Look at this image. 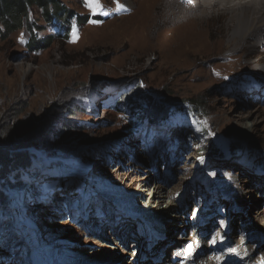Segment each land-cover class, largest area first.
I'll return each instance as SVG.
<instances>
[{"label":"rangeland","instance_id":"rangeland-1","mask_svg":"<svg viewBox=\"0 0 264 264\" xmlns=\"http://www.w3.org/2000/svg\"><path fill=\"white\" fill-rule=\"evenodd\" d=\"M63 1L82 17L73 24L70 38L57 36L55 29L42 18L39 23L45 27L39 31L40 37H54L40 50L27 46L30 34L26 28L7 36L0 34V125L16 131L29 125L52 128L51 141L59 148L60 145H73L80 167L93 172L86 177H77L72 183L62 182L67 189L71 188V193L67 189L61 192L58 185L50 199L45 190L52 187V182L44 183L37 177L43 166V174H51L45 164L47 161L49 165L51 154L44 146L36 149L37 143L34 144L36 147L28 148V152L36 155L30 169L10 174L14 182L11 189L4 187L0 180L1 188L8 193L7 201L0 205L3 210L0 209V264H37L31 258L33 251L29 249L26 237H23L27 224L36 225L33 227L45 234L48 241L59 240V249L53 253L48 251L49 256L40 249L47 264H69L71 258H67V253L74 257L89 251L88 256H95L94 252L102 255L106 246L109 253L122 255L125 263L138 264L151 248V237L154 239L157 231L162 229V214L168 213L167 217L175 219L179 213L170 208V203L178 204L181 196H193V189L200 180L212 189H220L218 197L226 198L228 192L225 189L240 191L248 197L255 211V228L250 231L243 225L247 223L245 218L238 220L234 243L227 244L233 230L231 210L226 204H219L216 211L223 214L218 219L221 228L207 234L198 232L195 216L202 205L203 208L207 206L200 196L199 203L190 202L181 213L183 219L175 223L180 229L174 238L167 240L168 247L178 250L173 255L175 263L232 264L234 260H240V264H256L259 260L264 264V189L252 188L255 186L253 177L243 173L242 169L245 166L264 179V67L249 65V57L244 61L243 53L238 62L229 57L231 47L228 44L233 34L228 25L229 16L218 18L210 26L212 38L206 52L187 57L190 60L188 66L173 64L167 69L166 64V67L159 64L162 60L159 49H140L130 44L134 26V14L130 9L137 11L141 2ZM97 4L99 7H95ZM95 14H102L103 19H98ZM39 16V11H34L33 19L37 20ZM258 39L250 42L255 45ZM261 46L260 53L252 56L254 60L263 54L264 47ZM232 54L234 56L235 51ZM141 57L143 60L139 61ZM134 81H141L156 100L175 98L189 104L194 116L184 115L183 118L178 114L182 121L179 125L177 115L171 114L164 125L154 122L152 131L151 125L137 131L127 113L107 108L113 97ZM108 93L112 94V99L103 97ZM64 104L80 110L75 115L64 114L61 112ZM73 122L77 123L76 127L65 130ZM247 123L252 129L244 139L240 133L246 130ZM169 124L174 131H168ZM234 144H239L237 151L232 147ZM214 145L218 152L214 151ZM234 152L237 155L234 160L221 163V159L234 157ZM61 154L62 151L57 153ZM257 157L262 160V165L252 163ZM234 177L239 178L238 183L230 180ZM157 186H161L162 198L153 199ZM248 189L253 193L249 194ZM89 191L95 193L94 201L90 198L92 195H87ZM139 192L143 195L137 198ZM15 193L20 196V203L11 199ZM252 196L256 198L252 199ZM90 202L91 208L87 209ZM8 206L15 208L10 217H6ZM35 207L40 208L39 215H42V221L38 223L34 220ZM138 216L143 222L131 224ZM189 221L191 226L183 232V226ZM120 222L128 229L133 227L137 234H132L139 239L131 237L123 243L111 229L103 237L88 230L95 227L97 231V226L107 228L108 223L117 225ZM51 225L54 227L45 229ZM251 234L257 239H250ZM249 244L253 246L252 254L250 250L246 251ZM18 252L23 253L20 258ZM103 258L97 257V260ZM227 258L231 261L226 262ZM244 258L245 263H242ZM109 260L113 261L112 258Z\"/></svg>","mask_w":264,"mask_h":264},{"label":"bare ground","instance_id":"bare-ground-1","mask_svg":"<svg viewBox=\"0 0 264 264\" xmlns=\"http://www.w3.org/2000/svg\"><path fill=\"white\" fill-rule=\"evenodd\" d=\"M137 1H139V4L141 2V5L138 6L137 11H135L136 8L130 9L132 11L130 13L134 14L133 22H132V24L134 26L132 28L133 32H132V36H131L132 38H130V42H131L130 44H132V45L134 44L135 46H138V48H140V49H144V48H148V47L154 48V49H159L160 55L162 57V60L159 64L162 66L164 64H166L167 69H170L173 64H178L181 66H188V64L190 63V60L187 59V57H189L192 54L206 52L207 48L209 46L207 43L212 38L210 35V31H209L210 26H212V23L214 21H216L218 18L220 19V17H223L225 15L229 16V20H228L229 24L228 25L230 26V29L231 28L233 29V34H232V36H230L231 38H230V41L228 44V46L231 47L229 49L230 50L229 51V53H230L229 57H231L233 59H237V62H238V61L242 60L240 58L242 57L241 53H243L244 57H242V58L244 59V61H247L246 58L249 57V60H250L249 65H258V66L264 67V51H263V54L259 57V59L254 60L252 58V56L255 55L256 53L257 54L260 53L261 43L263 45L261 47H264V0H137ZM127 3L130 4V1H128ZM262 33H263V35H262ZM260 35H262V36H260ZM256 38L257 39L262 38L263 41L262 40L260 41V39H258L259 41L257 40V43L255 45H253L250 41H252L253 39H256ZM239 44H241V45L238 48L237 46ZM232 48H235V49H232ZM236 48H238V49H236ZM234 51H235V55L232 56L233 55L232 53H234ZM182 58H184V59H182ZM142 60H143V58L141 57L139 59V61H142ZM232 61H230V62H232ZM235 64H238V63H235ZM240 64H241V62H240ZM172 128H174V127L171 124H169L168 131L169 132L174 131ZM245 128H246V130L243 131L242 133H240V137H242L244 139L248 138V134L250 133V130L252 129L251 125H249V123L246 124ZM233 156L234 157L231 156L228 160L224 158V159H221L220 161H221V163L222 162L226 163L227 161H230L231 159L234 160V158L237 156L236 153H233ZM258 157L256 158L257 160L252 161V163L254 165H262V160ZM237 166H239V165H237ZM242 169L244 171L243 173H245L246 175L248 174V175L253 177V181H255V186H253V187L251 186L252 188L257 189V190L258 189L259 190L264 189V179H263V177H261V174L260 175L254 174L251 171H249V169L245 166H243ZM82 170L86 171V172H83L82 175H76L77 177H86L93 172V171H90L91 173L87 172L88 170L86 168L82 169ZM48 171H50V169ZM227 174H229V173L227 172ZM30 175H31V173H30ZM220 176H222V175H220ZM228 178H230V177H228ZM37 179L51 181V174H48V173L43 174V171H41L39 173ZM238 179L239 178L234 177V178H231L230 180H237L236 182L238 183L239 182ZM243 181H246V180H243ZM56 186H58V185H55L54 183H52V187L50 188V186H49L50 189L48 191H45L46 192L45 194L49 195L50 199H52L54 197L53 193H54V191L56 192V190H55ZM59 187H60L61 192L63 189H67V186L65 184L59 185ZM79 188H80V186H79ZM90 189L92 190V188H90ZM238 189H239V187H238ZM193 190H195V193L193 196H189V193H186L185 195L189 196L188 198H185V196H181V198L178 199V200H180V202H178V204L174 205L173 203H170L173 205V206L171 205L170 208H174L175 211H178L179 213L177 215H175V219L167 217L168 213L162 214V215H164V216H162V218H164V220H162V223H163L162 229L157 231L158 235H155L154 239L151 237V239H150V242L152 243L151 248L148 250L147 255L139 260L138 264H176L175 261L173 260V255L177 254L178 250L177 249H171L170 247H168L169 243L167 240L174 238L177 230L180 229L179 226L177 227L175 223H177V221H180L183 219V215H181V213L186 209L188 204L192 201L195 203H199V199L201 197H202V200L207 203V206L205 208H203L202 207L203 205H202L201 208H199L200 211L197 213V215L195 214L196 215L195 219L197 220L195 222V227H197L198 232L199 231L201 233L206 232V234H207L208 232L216 231L218 228H221V225L218 224V219L223 214L222 213L220 214V213H218V211H216V208L219 206V204L220 205L226 204L227 206H229V210H231L230 221L233 223V230H231V237L229 238V240H227V242H226L227 244L232 243V241L234 243V237L237 235L236 231L238 229V227L235 223L238 220H243L245 218L247 223L243 224L244 227L249 229V230L251 228H255L254 219H253L255 211L253 210V205L252 204L250 205V203H249L250 199H248V197H246L242 192H240V191L237 192L234 190L225 189V191L228 192L226 198L225 197H218L217 194L220 192L219 191L220 189H215V188L212 189V188L206 186L202 180L199 181V185L197 186V188L193 189ZM248 190H249L248 191L249 194L253 193L252 189H248ZM71 191H72L71 188L67 189V192L71 193ZM201 192H204V194H202ZM89 193H90V191H89ZM160 193L162 194L161 186L155 187L153 199L154 198L156 199V197L162 198V196H160ZM94 194H92V196L90 197L92 201H94ZM42 195H43V197L41 196L42 197L41 201L43 202L44 201V194H42ZM142 195H143V193L139 192L137 194V198L142 197ZM214 196L216 197V199H214ZM4 198H5V195H4ZM17 198H18V200L20 199V196L18 197L17 194L13 195V197H12V199H17ZM209 198H211V199L213 198L212 201H209ZM255 198L256 197L252 196V199H255ZM113 199L115 200V196H113ZM133 202H135V201H133ZM121 204H123V202H121ZM150 204L152 206L151 202H150ZM97 205H99V203ZM36 207H35V211H37V213H36L37 215H36V218H34V220H35V222L37 221V223H38L39 221H42L41 220L42 218H40V217H42V215H39V213L41 212V211H39L40 208L38 207L36 209ZM30 208L34 209V207H32V206H30ZM89 208H91V202H90V205L88 206L87 209H89ZM107 208H109V207H107ZM232 208H236V210H234ZM122 209H125V207H123ZM169 209L167 211H169ZM5 210H6V217H10L13 215V211L15 210V208L11 209V208L7 207ZM173 214H175V213H173ZM25 215H27V213ZM191 217H192V214H191ZM142 219L143 218L138 216L136 218V220L131 221V224L143 222ZM191 219L189 216L190 221H191ZM29 220H31V219H29ZM170 220L172 221V223H170L171 222ZM223 220H225V217L223 218ZM0 221H1V217H0ZM190 221L186 222L185 225L183 226V229H182L183 232L187 231V229L191 226ZM31 223H33L32 220H31ZM105 225H106V223H105ZM258 225H259V223H258ZM34 226H36V225H34ZM164 226H165V229H164ZM52 227H54V226L51 225V226L45 227V229H48V228L50 229ZM87 227H88V224H87ZM106 227L107 228H103V227L100 228L97 226L96 227L98 229L97 231H96L95 227H93V228L90 227V228H88V230L91 233L101 234V237H103L106 235L105 232L110 231L109 229H111L114 232L113 233L111 231L112 234H114L116 238L121 240V242L127 241V239L130 240L131 237L135 238V240L139 239L137 236L132 234V233L137 234L136 230L133 227L131 229L129 228L130 229L129 230L127 226L123 225V222H120L117 225L108 223L106 225ZM222 230H223V228H222ZM30 231H32V233L33 232L37 233L36 238H33L30 235H28L30 237V240L32 241V243H34L36 246H41L42 249L46 253L48 251L50 253H53L55 251V249H59V247H60V245H58V243H60V242H58L59 240L54 239L51 242L48 241L45 237V234H42L40 231H37V228L35 229L34 227L29 229V234H31ZM43 235H44V238H43ZM149 236H151V235H149ZM255 236H256L255 234L254 235L251 234V236L249 238L252 240H255V239H257V238H255ZM141 237H142V234H141ZM89 241H91V240H89ZM171 241H173V240H170V242ZM235 242H238V241L235 240ZM95 243H98V242L95 241ZM46 245H48L47 248H46ZM262 246H263V244L261 245V247ZM252 247L253 246L249 244L248 248L246 249L247 252L250 250V254L254 253ZM81 249L83 250V248H81ZM72 250H74V249H72ZM145 250L147 251V249H145ZM60 251H59V253H60ZM102 251H106V252H102V255H99L97 253L95 254V252H94L93 255H95V256H88V253L90 251L87 253H85V252L84 253H78V254H76L77 257L69 255L68 253L66 255L69 256V257L67 256V258H69V259L71 258L69 261V264H108V263L109 264H112V263L115 264L116 261L118 262L117 264H128V263H125L123 261L124 258L122 259V257H121L122 255H120L118 257V255H115L113 253H109L110 251L108 249V246H106V249L102 250ZM123 252L126 253L125 250H123ZM18 254H20V255H18ZM18 254H17V256L19 258L23 255V253H20V252H18ZM71 254H73V253H71ZM106 254H108L107 257L104 256ZM66 255H64V256H66ZM48 256H49V254H48ZM96 256L97 257H105V258H103L102 260H97ZM61 258L65 259L64 257H61ZM110 258H112V260H113L112 262L109 260ZM56 260H57V258H56ZM244 260H245V258L243 259L242 263H245ZM228 261L230 262L231 260L229 258H227L226 262H228ZM240 263H241L240 260H239V262L236 260H234L232 262V264H240ZM257 263L260 264V261L259 260L256 261V264Z\"/></svg>","mask_w":264,"mask_h":264},{"label":"trees","instance_id":"trees-1","mask_svg":"<svg viewBox=\"0 0 264 264\" xmlns=\"http://www.w3.org/2000/svg\"><path fill=\"white\" fill-rule=\"evenodd\" d=\"M34 11L40 13L37 20L33 19ZM94 16L103 19L102 14H95ZM40 18L55 29L54 33L57 36L65 38L71 37L73 24L78 22V19H82L63 0H0V34L7 36L14 31L26 28L30 34L27 42L30 49L40 50L47 47L54 37L53 35L45 38L40 37L39 31L45 27L39 23ZM107 108L119 113H127L131 123L136 125L137 131L144 129L146 125L147 127L151 125L152 127L149 129L152 131L154 122H160L161 125H164L165 121L169 120L168 115L171 114H179L183 118L184 115H187L188 118L194 116L193 109L187 107L183 101H178L175 98L156 100L152 93L147 92L141 81L127 84L124 91L115 96L113 104ZM78 110H80L79 107L72 108L64 104L61 112L75 115ZM53 120L56 121L55 118ZM76 125L77 123L73 122V124L67 125L65 130L75 128ZM29 126L21 131H18L19 127L17 132L12 127L0 125V179L5 187H13L11 183L14 182H12L13 178H10V174H15L14 172L19 171V169L27 170L32 166L33 154L28 152V148L32 146L38 145L36 149H39V146H44L51 155L57 154L59 151L63 152L61 155H78L73 145H60L59 148L56 143L51 141L52 128L47 129L43 125ZM237 146L239 144L232 145L234 149ZM55 149L60 150L56 151ZM213 149L218 152L216 145L213 146ZM3 192L0 186V205L3 202L5 204L8 198L7 193ZM87 195L91 196L92 193H87ZM0 217L2 216L0 215Z\"/></svg>","mask_w":264,"mask_h":264},{"label":"snow or ice","instance_id":"snow-or-ice-1","mask_svg":"<svg viewBox=\"0 0 264 264\" xmlns=\"http://www.w3.org/2000/svg\"><path fill=\"white\" fill-rule=\"evenodd\" d=\"M90 6H92V5L90 4ZM95 7H99V5L97 4V5H95Z\"/></svg>","mask_w":264,"mask_h":264},{"label":"water","instance_id":"water-1","mask_svg":"<svg viewBox=\"0 0 264 264\" xmlns=\"http://www.w3.org/2000/svg\"><path fill=\"white\" fill-rule=\"evenodd\" d=\"M55 150H56V151H58V150H60V149H58V150H57V149H55Z\"/></svg>","mask_w":264,"mask_h":264}]
</instances>
